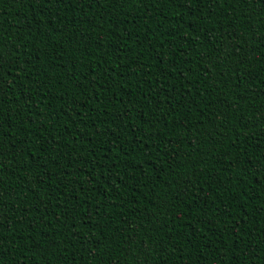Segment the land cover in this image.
<instances>
[{
	"label": "trees",
	"instance_id": "obj_1",
	"mask_svg": "<svg viewBox=\"0 0 264 264\" xmlns=\"http://www.w3.org/2000/svg\"><path fill=\"white\" fill-rule=\"evenodd\" d=\"M0 153L4 264H264V9L0 0Z\"/></svg>",
	"mask_w": 264,
	"mask_h": 264
},
{
	"label": "snow or ice",
	"instance_id": "obj_2",
	"mask_svg": "<svg viewBox=\"0 0 264 264\" xmlns=\"http://www.w3.org/2000/svg\"><path fill=\"white\" fill-rule=\"evenodd\" d=\"M49 3L52 2V0H48ZM62 2V0H61ZM79 2V0H78ZM111 2V0H110ZM256 2H258L261 6H262V9H264V0H256ZM3 153H0V155H2ZM0 227H3V224H0ZM132 243H134V241H132ZM0 264H4V258L2 256H0Z\"/></svg>",
	"mask_w": 264,
	"mask_h": 264
}]
</instances>
